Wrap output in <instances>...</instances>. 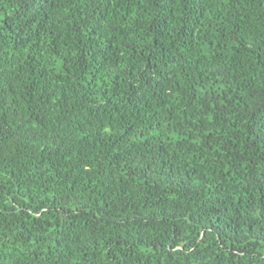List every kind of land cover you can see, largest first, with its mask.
Masks as SVG:
<instances>
[{"label":"trees","instance_id":"obj_1","mask_svg":"<svg viewBox=\"0 0 264 264\" xmlns=\"http://www.w3.org/2000/svg\"><path fill=\"white\" fill-rule=\"evenodd\" d=\"M0 264H264V0H0Z\"/></svg>","mask_w":264,"mask_h":264}]
</instances>
